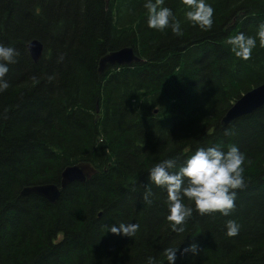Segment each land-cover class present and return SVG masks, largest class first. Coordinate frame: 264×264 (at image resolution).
I'll use <instances>...</instances> for the list:
<instances>
[{
    "label": "trees",
    "instance_id": "1",
    "mask_svg": "<svg viewBox=\"0 0 264 264\" xmlns=\"http://www.w3.org/2000/svg\"><path fill=\"white\" fill-rule=\"evenodd\" d=\"M213 25L184 20L181 0H164L183 35L147 26L143 0H0V44L18 55L0 92V264H264V107L228 125L221 119L244 93L264 83V48L249 60L228 39L255 36L264 0H206ZM32 40L44 45L34 62ZM132 47L143 62L100 59ZM228 135H225V131ZM236 145L245 155V187L229 216L193 208L182 227L166 220L167 194L148 170L197 148ZM91 163L98 172L74 181L52 204L21 195L26 186L60 184L65 167ZM150 187L152 203L143 201ZM240 225L225 234L227 220ZM139 225L129 238L111 233ZM192 244L196 254L185 252Z\"/></svg>",
    "mask_w": 264,
    "mask_h": 264
},
{
    "label": "clouds",
    "instance_id": "2",
    "mask_svg": "<svg viewBox=\"0 0 264 264\" xmlns=\"http://www.w3.org/2000/svg\"><path fill=\"white\" fill-rule=\"evenodd\" d=\"M184 7V20L203 31H208L213 25V8L206 0H181ZM164 0H143V7L147 13V26L160 32L170 29L175 36L183 35L182 22L176 18L169 7H165ZM264 48V23L257 26L255 36L240 32L228 39L231 51L242 60H249L253 50ZM18 55L13 47L0 44V92L8 89L9 83L5 79L9 72V65L16 63ZM225 131V135H228ZM245 155L238 146L232 144L224 150L218 145L197 148L187 156L184 163L177 167L175 158H168L156 163L148 170L149 184L163 188L167 194L166 206L168 214L166 220L173 231L182 233L184 222L192 216L193 208L184 203L192 202L195 211L201 215L220 213L229 216L235 208L237 191L245 187L243 164ZM153 192L146 187L143 201L151 204ZM139 229L135 223H119L109 226L111 233L133 237ZM225 234L234 237L239 233L240 225L235 220H227ZM178 249L165 248L164 256L167 264H176ZM185 252L196 254L197 245L192 244ZM146 264H155L154 258L149 256Z\"/></svg>",
    "mask_w": 264,
    "mask_h": 264
},
{
    "label": "water",
    "instance_id": "3",
    "mask_svg": "<svg viewBox=\"0 0 264 264\" xmlns=\"http://www.w3.org/2000/svg\"><path fill=\"white\" fill-rule=\"evenodd\" d=\"M31 58L36 63L44 52V45L39 40H32L28 44ZM143 62V59L136 54L132 47H123L104 55L99 61L98 72L101 74L108 66H131ZM264 107V83L260 84L242 94L226 111L221 119L222 125H228L232 121L258 111ZM98 170L89 162H79L65 167L61 175L60 184H38L26 186L22 189L21 195L35 194L45 198L54 204L59 199L62 189L74 181L86 183L95 175Z\"/></svg>",
    "mask_w": 264,
    "mask_h": 264
}]
</instances>
